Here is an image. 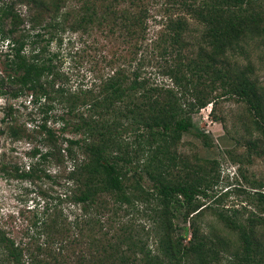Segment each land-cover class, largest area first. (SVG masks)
Segmentation results:
<instances>
[{
  "label": "trees",
  "instance_id": "1",
  "mask_svg": "<svg viewBox=\"0 0 264 264\" xmlns=\"http://www.w3.org/2000/svg\"><path fill=\"white\" fill-rule=\"evenodd\" d=\"M258 1L31 0L25 18L12 7L2 8L0 16L11 25L2 34L8 40L5 70L12 74L8 81L16 87L13 96L29 94L35 102L50 103V109L52 103H59L78 119L73 130L83 139L59 134L54 125L62 122L65 130L69 121L57 117L53 126L46 122L30 134L32 139L41 136L49 148L45 152L34 149L36 161L20 177L35 183L48 177L41 170L44 165L61 167L71 162L63 202L79 206L80 213L71 220L64 209L47 208L22 244L0 230V264H225L222 253L228 255V264H264V237L256 232L264 217H249L247 226L236 210L219 214L228 227L239 230L241 243L233 251L226 241L218 240L219 250L197 221L205 209L199 197L205 193L207 178L188 174L169 178L171 169L188 168L177 155L183 137L194 133L207 138L193 132L192 116L213 101L198 90L200 82H194V76L204 77L200 72L226 79L223 84H229L228 93L249 106L255 128L264 136V88L244 69L226 65L241 53L249 35L264 36V4L259 2L260 10L252 7ZM154 20L162 29L151 39ZM195 23L201 26L200 37L207 45L201 46L208 59L206 66L185 61L184 49L190 46L193 30L197 31ZM57 31L118 36L133 55L117 69L121 58H111L107 67L113 69L112 74L88 90L72 93L58 55L50 50ZM149 67L170 79L174 88L150 83L144 72ZM162 93L165 100L160 99ZM81 108L88 109L89 115L79 113ZM128 133L146 138L150 152L145 170L153 192L147 195L157 205L151 209L148 230L120 218L121 212L125 216L136 213V203L148 202L140 185L141 174L134 172L131 178L124 170V158L117 154L123 148L121 138ZM170 143L176 147L172 158L168 157ZM251 148L257 150L258 144L251 142ZM256 197L255 208L263 213L264 193Z\"/></svg>",
  "mask_w": 264,
  "mask_h": 264
},
{
  "label": "rangeland",
  "instance_id": "2",
  "mask_svg": "<svg viewBox=\"0 0 264 264\" xmlns=\"http://www.w3.org/2000/svg\"><path fill=\"white\" fill-rule=\"evenodd\" d=\"M259 2L264 4V0H259L252 7L260 10L257 6ZM6 7H12L13 11L25 18L30 13L32 3L31 0H0V14L2 8ZM157 22L154 20L150 23L151 39L162 29ZM194 25L197 31L193 30V38H188L190 46L184 49L187 56L185 61L206 66L208 59L201 46L205 48L207 45L202 43L200 37L201 26L196 23ZM28 26L27 23L22 28ZM10 29V21L0 16V230L9 234L17 244H22L28 241L30 227L47 208H62L70 215L71 220L80 213L79 206L74 207L63 202L65 176L72 170L71 162L61 167L54 164L44 165L41 170L48 177L43 176V180L35 183L20 177L36 161L32 158L33 150L45 152L49 148L41 136L36 135L32 139L30 134L38 131L46 122L53 126L57 117L69 121L65 130L62 129V122L54 125L59 134L79 140L83 136L73 130L78 119L67 114L59 103L51 102L53 109H50V103L45 100L35 102L29 94L17 98L13 96L16 87L9 83L8 77L12 74L5 70L8 40L2 34V31L8 33ZM92 44L93 47H90ZM242 45L244 48L241 53L230 58L226 65H231L233 69H236L235 66L244 69L241 71L264 88V36L249 35ZM50 50L58 55L56 60L68 77L66 87L72 93L88 90L98 85L99 79L112 74L113 69L107 67V61L111 58H121L116 62L117 69L123 66L124 59L133 55L128 44L118 36L107 37L97 31L92 37L71 31H57ZM132 66L135 67L136 64L133 62ZM144 72L150 83L174 88L173 82L163 77L157 69L149 67ZM198 74L204 75L201 78L194 76V82H200L198 90L203 95H209L213 101L192 116L195 127L193 132H202L207 138H198L194 133L183 137L177 146V155L187 162L188 168L171 169L169 178L172 180V175L175 177L176 174L207 178L205 193L199 197L205 204V209L197 218L198 224L217 249L222 248L218 240H224L234 251L241 247L239 230L228 227L219 214H231L236 210L244 224H247L249 217H264V211L261 213L255 208L256 194L264 193V136L256 130L249 106L237 96L228 93L229 84H223L226 79L216 78L212 73ZM213 80L214 84L211 83ZM159 96L161 100L166 99L164 93ZM79 113L89 115L86 108H81ZM141 136L133 133L123 135V148L117 154L124 158V170L131 178L134 172L141 174L140 185L148 202L136 203V213L125 216L121 212L120 218L123 221L133 220L137 228L145 227L148 230V218L157 203L147 195L153 192V182L145 170L150 152L146 149L147 139ZM81 142L84 144V141ZM251 142L258 144L257 150L251 148ZM62 147L66 148V144ZM172 150L175 151L176 147L172 148L170 143V158ZM107 199L112 200L109 197ZM261 207L264 210V205ZM256 226L257 235L264 237V224ZM221 257L223 263H229L226 253H222Z\"/></svg>",
  "mask_w": 264,
  "mask_h": 264
}]
</instances>
